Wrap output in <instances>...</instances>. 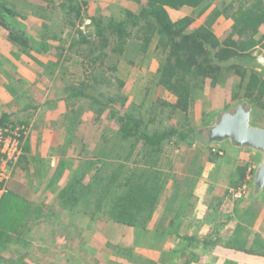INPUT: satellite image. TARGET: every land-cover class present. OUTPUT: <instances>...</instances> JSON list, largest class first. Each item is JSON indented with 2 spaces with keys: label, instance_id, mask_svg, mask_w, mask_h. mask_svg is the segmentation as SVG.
I'll return each instance as SVG.
<instances>
[{
  "label": "rangeland",
  "instance_id": "374dc122",
  "mask_svg": "<svg viewBox=\"0 0 264 264\" xmlns=\"http://www.w3.org/2000/svg\"><path fill=\"white\" fill-rule=\"evenodd\" d=\"M256 1L208 0L210 7L201 15V8L179 12L167 10L173 19L191 16L197 23L206 24L211 10L217 9L220 13L209 28L214 35L221 37L231 26V15L238 7L249 9ZM20 2L26 7L25 0ZM27 4V12L25 7L14 10L19 15L16 22L22 24L29 35V46L48 43L51 49L47 53L32 52L29 46L10 39L8 32L0 26V117L2 112L10 111L12 115L7 124L24 127L22 151L24 146L35 144V157L31 154L26 161L29 163L26 166L34 171L25 174L23 170L21 177L28 186L41 189L31 190L36 192L33 198L20 197L9 204H5L7 199H4L0 206V224L8 216H19L23 212L32 216V220L24 224L30 229L37 225L33 216L43 213L47 221L40 225L41 229L21 233L20 242L17 236L10 239L2 235L0 264H183L184 260L178 257L172 260L167 257L172 249H154L156 239L151 237L147 228L137 230L111 222L105 208L90 216L84 213L87 208L81 204L64 212L62 220H51L56 214L52 209L53 201L43 206L44 199H40L45 198L44 187L52 182L48 179L52 167H60L69 156L67 159L74 161L72 171L79 172V166L87 159H94L99 152L104 133L109 138L113 136L117 122L111 118V110L121 115L128 113L142 117L141 129L149 134L173 130L190 135L200 132L199 140L206 143L205 128L211 124L210 117L218 114L216 107L233 95L231 84H237L239 76L230 75L222 85L196 89L187 112L173 111L164 103L173 104L175 96L158 83L166 53L156 49L157 36L145 50L132 49L131 45L120 54L110 49H98L94 55L99 54L100 58L95 62L92 61L93 55H87V45L69 48L78 31L96 42L93 22L124 21L128 13L139 12L144 3L133 0H28ZM71 6L79 8L78 14L71 11ZM137 29L128 25L131 32L129 42L137 43ZM105 35L109 37V31L105 30ZM109 39L112 40L111 36ZM55 47L63 49L56 51ZM249 53V56L233 59L245 65L250 62L264 64L261 47ZM35 58L44 63L57 62L58 65L55 69L50 65L44 68L34 61ZM252 70L258 71L256 67ZM94 78L100 83L87 92L94 95L104 109L88 99H74L72 104L66 102L68 92H64V88L79 86L83 81L91 83ZM224 108V112L230 110L226 104ZM256 113L261 115L252 114V124L264 127V109ZM176 138V134H171L168 144L172 145ZM72 139H75L74 146H70ZM125 149H128L126 142L123 150L118 152L123 155ZM24 175L33 178H27V181ZM55 184L58 185L53 180L52 188ZM15 232L18 235L23 231L16 228Z\"/></svg>",
  "mask_w": 264,
  "mask_h": 264
},
{
  "label": "trees",
  "instance_id": "16d2710c",
  "mask_svg": "<svg viewBox=\"0 0 264 264\" xmlns=\"http://www.w3.org/2000/svg\"><path fill=\"white\" fill-rule=\"evenodd\" d=\"M133 1L144 3V7L136 14L128 13L124 21L110 19L107 24L93 22L97 41L78 31V35L72 37L69 48L87 45V55H93L92 61L95 62L100 58L99 54L94 55L98 49H110L120 54L131 45L132 49L139 47L145 50L152 38L157 36L156 49L166 53L158 83L175 96L173 104L164 105L173 111L187 112L196 89L222 85L231 75L239 76L240 79L234 98L242 91V98L264 109V77L253 71L250 65L233 59L237 56H249V51L258 45L264 50V34L257 38L264 26L262 0H257L249 9L238 7L231 15V26L221 37L214 35L209 28L220 13L217 9L211 10L206 24L197 23L191 16L173 21L167 12V9L178 11L183 8H201V15L210 7L208 0ZM77 10L78 7L71 6V11L78 14ZM16 19H19V15L0 0V26L8 32L10 39L29 46L30 37ZM128 25L138 27L135 37L137 43L128 41L131 37ZM105 30L109 31V37L105 35ZM110 36L112 40L109 39ZM50 46L48 43H39L38 47H29L32 52L47 53L51 49ZM62 49L55 47L56 51ZM34 61L44 68L50 65L55 69L58 65L57 62L44 63L36 58ZM97 83H100L98 78H94L91 83L83 81L79 86L64 88L63 91L68 92L66 102L69 104L74 99H88L104 109L105 106L87 92ZM110 114L117 122V130L111 138L104 133L97 155L94 159H87L79 166V172L73 173L58 192L52 209L64 213L83 204L87 208L84 213L94 216L111 200L106 212L109 221L137 230H146L164 192L167 172L171 167V160L163 147L165 140L171 134H176L180 143L190 144L198 141L200 132L193 131L194 134L190 135L173 130L149 134L145 129H141L144 124L142 117L128 113L121 115L114 110H111ZM8 119V115L0 117V126L7 125ZM125 142L128 149H125L126 152L122 155L118 150H123ZM135 150H138L136 154ZM92 170L94 173L91 175ZM88 173L89 180L85 181ZM165 224L162 219L155 229L162 230ZM2 235L0 233V238ZM189 244L192 245L193 240H190ZM191 250L175 249L167 257L170 260L178 257L184 260L183 264L197 262L198 259L191 256Z\"/></svg>",
  "mask_w": 264,
  "mask_h": 264
},
{
  "label": "crops",
  "instance_id": "0c3cea01",
  "mask_svg": "<svg viewBox=\"0 0 264 264\" xmlns=\"http://www.w3.org/2000/svg\"><path fill=\"white\" fill-rule=\"evenodd\" d=\"M1 1L12 11L25 7L20 0ZM27 1L25 0L26 12L28 11ZM185 9L190 8L181 10ZM179 11L176 10V12ZM167 12L173 21L182 18L173 19L170 11L167 10ZM263 34L264 26L257 38ZM257 48L260 46L254 49ZM258 64L246 63L252 68L256 67L257 72L264 77V64L261 62ZM239 82L231 84L230 90L233 95L238 92L236 87ZM233 95H230V98L223 104L224 106L226 104L232 109L239 103L245 102L252 105L253 116L254 114L261 115L256 112L262 109L242 98L241 92L236 98ZM223 105L216 107L218 113L224 112ZM3 115H8L10 118L12 114L6 111L2 112L1 117ZM210 118V123H212L214 116ZM166 142L163 147L171 160V167L167 172L168 179L164 192L147 226L151 237L156 239L154 249H172V251L182 248L192 249L191 256H195L198 260L190 264H264V191L257 197L252 194L253 171L259 156L247 149L233 148L228 143L211 145L201 143L199 138L198 141L190 144L180 143L177 138L172 145L168 144L169 140ZM74 143L75 139H72L70 146H74ZM213 148L216 151H213ZM35 151V144L23 147L19 162L12 170L8 183L9 192L0 200V206L4 199H7L5 204H9L20 200V197L23 199L36 196V192L31 191L34 187L30 184L28 186L25 183L26 180L21 177L23 170L25 174H28L26 171H34L26 166V161L31 154L35 157ZM137 152L138 150H135V154ZM68 157H65L66 160L60 167H52L50 173L48 172L51 175L48 178L49 181L55 180L58 185L55 184L53 189L51 182L44 187L43 191L46 195L42 192L45 198L42 196L40 199H44L41 203L43 206H47L52 201L53 205L56 203L58 192L73 175L74 161L67 159ZM91 173L93 170L90 171ZM90 174H87V181ZM26 176L24 175L23 178ZM244 184L247 185V191L242 197L237 198L236 193ZM34 189L41 188L35 187ZM110 202L111 200L107 203V207H104L105 212ZM61 215L63 213L58 210L51 220L60 221L63 219ZM33 217L37 225L30 229L29 225L24 224L32 220L31 214L23 212L19 216L10 215L0 224V233L10 239L17 236L20 242L21 233L24 234L25 230L26 233H31L32 230L41 229L40 225L47 221L43 213ZM162 219L166 223L164 228L156 230L155 227ZM16 228L23 232L16 235ZM190 240H193L192 245L189 244ZM179 242L182 243L179 244Z\"/></svg>",
  "mask_w": 264,
  "mask_h": 264
},
{
  "label": "water",
  "instance_id": "95a60500",
  "mask_svg": "<svg viewBox=\"0 0 264 264\" xmlns=\"http://www.w3.org/2000/svg\"><path fill=\"white\" fill-rule=\"evenodd\" d=\"M252 114V105L239 103L229 111L216 114L205 131L209 145L228 143L259 156L252 177V194L257 197L264 191V128L252 124Z\"/></svg>",
  "mask_w": 264,
  "mask_h": 264
},
{
  "label": "built area",
  "instance_id": "2783aa9c",
  "mask_svg": "<svg viewBox=\"0 0 264 264\" xmlns=\"http://www.w3.org/2000/svg\"><path fill=\"white\" fill-rule=\"evenodd\" d=\"M24 130L23 126H0V200L9 192L8 183L13 167L22 155L21 135H25ZM213 151L216 149L213 148ZM246 191L247 185L244 184L236 193V197H242Z\"/></svg>",
  "mask_w": 264,
  "mask_h": 264
}]
</instances>
